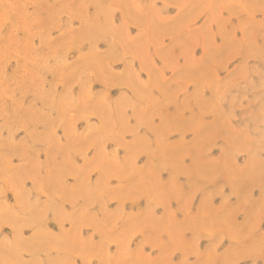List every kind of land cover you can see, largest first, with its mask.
<instances>
[{
    "label": "rangeland",
    "instance_id": "obj_1",
    "mask_svg": "<svg viewBox=\"0 0 264 264\" xmlns=\"http://www.w3.org/2000/svg\"><path fill=\"white\" fill-rule=\"evenodd\" d=\"M0 264H264V0H0Z\"/></svg>",
    "mask_w": 264,
    "mask_h": 264
}]
</instances>
